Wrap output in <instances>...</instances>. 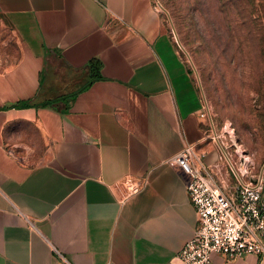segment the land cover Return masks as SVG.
<instances>
[{
  "label": "crops",
  "instance_id": "obj_1",
  "mask_svg": "<svg viewBox=\"0 0 264 264\" xmlns=\"http://www.w3.org/2000/svg\"><path fill=\"white\" fill-rule=\"evenodd\" d=\"M91 60L102 79L56 99ZM40 90L56 100L20 107ZM204 110L152 0H0V264L167 263L196 225L169 162L205 150Z\"/></svg>",
  "mask_w": 264,
  "mask_h": 264
},
{
  "label": "rangeland",
  "instance_id": "obj_2",
  "mask_svg": "<svg viewBox=\"0 0 264 264\" xmlns=\"http://www.w3.org/2000/svg\"><path fill=\"white\" fill-rule=\"evenodd\" d=\"M152 3L202 93L207 159L230 182L227 159L253 180L264 167V0Z\"/></svg>",
  "mask_w": 264,
  "mask_h": 264
},
{
  "label": "built area",
  "instance_id": "obj_3",
  "mask_svg": "<svg viewBox=\"0 0 264 264\" xmlns=\"http://www.w3.org/2000/svg\"><path fill=\"white\" fill-rule=\"evenodd\" d=\"M200 118L209 126L206 108ZM208 152L189 145L174 155L169 164L189 177L188 200L196 215L193 236L165 264H213L212 256L226 260L255 256L264 259V168L251 181L232 172L225 178L217 166L207 162ZM121 201L138 194L140 183L127 178L121 182ZM59 258L68 262L57 252Z\"/></svg>",
  "mask_w": 264,
  "mask_h": 264
},
{
  "label": "trees",
  "instance_id": "obj_4",
  "mask_svg": "<svg viewBox=\"0 0 264 264\" xmlns=\"http://www.w3.org/2000/svg\"><path fill=\"white\" fill-rule=\"evenodd\" d=\"M101 69L102 65L97 60H91L88 64V66L85 68V81L80 85H74L71 88L68 89V91L59 97H56V99L67 97L69 101H73L74 98L79 94L87 90L94 82L101 80ZM190 72V71H189ZM191 73V72H190ZM43 87V86H42ZM49 93L46 91L40 90L37 94V96L31 100L24 102L20 105V107H48L51 105L52 102L56 99H50Z\"/></svg>",
  "mask_w": 264,
  "mask_h": 264
}]
</instances>
